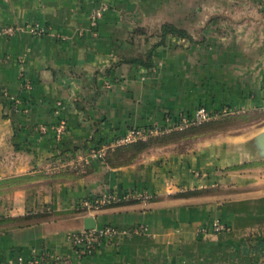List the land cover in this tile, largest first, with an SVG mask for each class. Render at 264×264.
Wrapping results in <instances>:
<instances>
[{"label":"crops","instance_id":"obj_1","mask_svg":"<svg viewBox=\"0 0 264 264\" xmlns=\"http://www.w3.org/2000/svg\"><path fill=\"white\" fill-rule=\"evenodd\" d=\"M102 4L108 10L93 27ZM198 10L196 0H0V28L18 27L0 38V264H33L44 251L72 264H242L238 244L264 234V158L251 157L247 140L233 139L234 149L202 137L193 142H208L183 151L155 143L130 163L114 153L119 144L108 161L71 162L200 106L264 112V0H206V12L222 18L219 40L202 49L168 36L153 67L125 61L160 40L148 29H188ZM168 12L167 21L152 19ZM36 23L41 35L29 30ZM245 162L250 168L231 169ZM129 191L151 198L82 204ZM88 216L97 226L145 230L79 256L68 232L85 228ZM217 219L231 229L214 233Z\"/></svg>","mask_w":264,"mask_h":264},{"label":"built area","instance_id":"obj_2","mask_svg":"<svg viewBox=\"0 0 264 264\" xmlns=\"http://www.w3.org/2000/svg\"><path fill=\"white\" fill-rule=\"evenodd\" d=\"M108 10L107 4H102L101 6L95 8L91 13V22L93 27L97 26L99 20L103 17L105 12ZM18 30V27L10 24L4 25L0 28V38L6 36H14ZM30 32L35 35H41L44 32V28L36 23L35 25L29 26ZM26 85L29 87V82L26 80ZM16 103L20 101L15 100ZM235 109L222 107V109H212L206 106L198 107L193 113H180L177 115H168L163 124H153L149 127H137L130 129L126 134L121 136L114 142L106 143L98 147L90 148L88 153H80L71 159L73 164H78L81 162H91L92 160H100L104 158L109 150L113 149L119 144H128L139 139H147L150 136L162 135L165 133L172 132L174 130H184L194 125L203 124L211 119L217 118L220 114H230L233 113ZM56 131L58 137H61L62 133L65 131V123L60 122L56 126ZM151 198V194L142 191L133 192H111L105 193L101 197L91 198L84 201L82 204L84 207L88 208H100L106 205L117 204L122 202H128L132 200H148ZM212 231L214 233H221L223 231H229L231 229L230 225L223 222L220 219L215 220L212 223ZM145 230L143 225H137L130 227L128 229H120L112 224H104L97 226L92 229H79L72 230L68 232V239L70 240L72 246L79 256L93 255L98 248L103 244L112 243L119 234L132 235L141 233ZM201 231L203 233L210 232V229L202 227ZM33 264H72L69 257L58 256L50 251H44L42 254L34 257L32 259Z\"/></svg>","mask_w":264,"mask_h":264},{"label":"rangeland","instance_id":"obj_3","mask_svg":"<svg viewBox=\"0 0 264 264\" xmlns=\"http://www.w3.org/2000/svg\"><path fill=\"white\" fill-rule=\"evenodd\" d=\"M184 0H182L183 3ZM170 3V2H169ZM185 3H187V0H185ZM197 5L199 6V8H201V10L197 11V13L195 14V19L192 20L190 23L186 21V26L188 24L191 25V27H189L188 29L186 28V30L191 34L192 38L195 40L196 44L202 48L205 49V46H211L210 43H212V41L214 40H219L220 35H221V31L222 30V18L220 17V15H213L211 16L210 13L206 12L205 10V5H206V0H196ZM168 4V3H166ZM169 5V4H168ZM156 15V14H154ZM192 16V14H190ZM157 16V15H156ZM174 15L168 13L165 14H158L159 18H152L153 20H158L159 22L162 20L167 21L168 18L171 19L173 18ZM181 16H184L185 18L188 17L189 19V14H181ZM190 21V20H189ZM213 21V22H212ZM181 24L183 25L184 23L181 22ZM192 25H195L194 27ZM151 35L149 37H153L155 35H157V32H159V29L157 28H150L147 30ZM142 33L146 34V32L142 29ZM207 36H208V40H207ZM203 61L201 60V63ZM215 109V108H212ZM219 109V108H218ZM222 109V108H220ZM211 122H220L219 124H217V129L218 130H213L211 128L207 129L206 126L211 123ZM190 128H195L203 133H196V132H192L188 129ZM184 132L183 136H181L180 138L176 139L175 142L179 143L180 145H178V147H176L177 150L179 151H183V150H187L188 148H190V146L192 148L194 147H198L200 144L204 143V142H208V141H195L193 142V140L198 139V138H209L210 140H214V139H228L230 140L229 145H227V147L229 148H236V146L234 144H232V140L233 139H237V140H251L254 136H256L259 132H261L264 129V112H257V113H253V114H249L248 112L243 111L242 109H235V111L233 113L230 114H220L219 117L211 119L209 121H207L206 123H204L203 125L200 126H194V127H190ZM222 129V130H221ZM175 132H180V131H175ZM172 134V133H171ZM197 134V135H195ZM170 135V134H167ZM167 135H156L153 136V138H160L163 136H167ZM189 140H191V142H188V140L186 139V136ZM195 135V136H194ZM185 136V137H184ZM211 140V141H212ZM242 141V142H244ZM174 143V142H172ZM193 145V146H192ZM243 143H240L239 145H237V150L238 151H243ZM202 146V145H201ZM247 163V162H245ZM244 164V163H243ZM253 167H256L257 164H253ZM260 165V164H258ZM260 167V166H258ZM250 168V166H244L241 169H247ZM198 173L196 172V175ZM258 237V238H257ZM263 238H259V236H256L255 239L252 240L253 243L257 242H261ZM242 257H240V259H238V261L242 264H254V262L259 261V256L257 258V255L254 254H250L247 255L246 253L243 252V254H241Z\"/></svg>","mask_w":264,"mask_h":264},{"label":"trees","instance_id":"obj_4","mask_svg":"<svg viewBox=\"0 0 264 264\" xmlns=\"http://www.w3.org/2000/svg\"><path fill=\"white\" fill-rule=\"evenodd\" d=\"M159 36H160V40L157 43H154L151 46V48L148 50L147 53L137 54L133 57L125 58V61L129 62V63L139 64V65H142V66L147 67V68H151L155 64L153 51L158 46L165 44L168 36L177 37V38H181V39H189L192 42H195V40L192 38L191 34L185 28L178 27L177 25H175L171 22H165L161 25V27L159 29ZM219 123L220 122H211L206 126V128L218 130L216 125ZM203 124H200V125H203ZM200 125H194V126H200ZM149 126H151V125H149ZM149 126H145V127H149ZM194 126H191V127H194ZM140 128H142V127H140ZM187 129L188 128H186L184 130H174L172 132L165 133V135H167V134H170V135L163 136L160 138L153 139V138H151L153 136H150L149 138H151V139L147 140V141L139 139V140L133 141V142L128 143V144H123V145L118 146L115 149L114 153L118 154V155H116L117 158H122V160L120 159L121 160L120 162L130 163V162L134 161L136 159V157L141 152H143L145 149H147L148 147H150L151 145H153L155 143L167 144V143L175 142L176 139L183 136L184 132H182V131H185ZM188 130H190L192 132H196V133H203L201 131L197 132L198 130L195 128H190ZM175 131H180V132H175ZM162 135H164V134H162ZM195 135H197V134H195ZM187 137H189V135L186 136L185 140H189ZM107 155L104 158H102L101 160L106 159V161H108ZM249 165H250V163H244L241 165L232 166L231 169H241L242 167L249 166ZM256 236L255 237H253V236L246 237L242 242H240L238 244V248H240V249L242 248L243 252L246 253L247 255L254 254V255H257V258L259 256V261L254 262V264H264V234L258 235L259 238H263L261 240V242L253 243L252 240L255 239Z\"/></svg>","mask_w":264,"mask_h":264},{"label":"water","instance_id":"obj_5","mask_svg":"<svg viewBox=\"0 0 264 264\" xmlns=\"http://www.w3.org/2000/svg\"><path fill=\"white\" fill-rule=\"evenodd\" d=\"M247 148L250 149L251 157L264 158V129L254 136L251 140L246 143ZM96 227V220L93 217L85 218V228L92 229Z\"/></svg>","mask_w":264,"mask_h":264}]
</instances>
